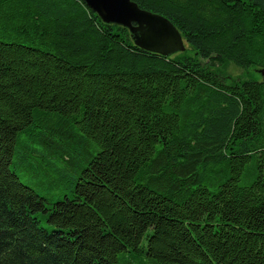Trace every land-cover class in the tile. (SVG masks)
Instances as JSON below:
<instances>
[{
  "label": "trees",
  "instance_id": "obj_1",
  "mask_svg": "<svg viewBox=\"0 0 264 264\" xmlns=\"http://www.w3.org/2000/svg\"><path fill=\"white\" fill-rule=\"evenodd\" d=\"M133 1L0 0V264H264V0Z\"/></svg>",
  "mask_w": 264,
  "mask_h": 264
},
{
  "label": "water",
  "instance_id": "obj_2",
  "mask_svg": "<svg viewBox=\"0 0 264 264\" xmlns=\"http://www.w3.org/2000/svg\"><path fill=\"white\" fill-rule=\"evenodd\" d=\"M83 1L104 22L128 28L134 44L145 50L167 56L186 49L185 41L170 20L140 8L133 0Z\"/></svg>",
  "mask_w": 264,
  "mask_h": 264
},
{
  "label": "rangeland",
  "instance_id": "obj_3",
  "mask_svg": "<svg viewBox=\"0 0 264 264\" xmlns=\"http://www.w3.org/2000/svg\"><path fill=\"white\" fill-rule=\"evenodd\" d=\"M227 73L231 74V76H237L240 75L242 78H248L251 77L253 79H257L260 80L262 78V73H260L259 71H257L256 68L254 67H250L247 70H243L241 68H238L232 64H229L227 66ZM34 188H39L38 185H33ZM41 192H42V188H40Z\"/></svg>",
  "mask_w": 264,
  "mask_h": 264
}]
</instances>
